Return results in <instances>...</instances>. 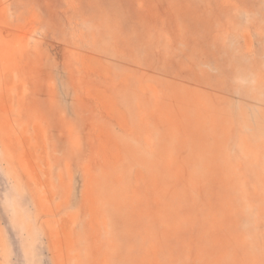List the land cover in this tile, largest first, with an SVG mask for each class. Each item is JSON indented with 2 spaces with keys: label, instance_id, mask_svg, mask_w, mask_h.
Masks as SVG:
<instances>
[{
  "label": "rangeland",
  "instance_id": "1",
  "mask_svg": "<svg viewBox=\"0 0 264 264\" xmlns=\"http://www.w3.org/2000/svg\"><path fill=\"white\" fill-rule=\"evenodd\" d=\"M0 264H264V0H0Z\"/></svg>",
  "mask_w": 264,
  "mask_h": 264
}]
</instances>
